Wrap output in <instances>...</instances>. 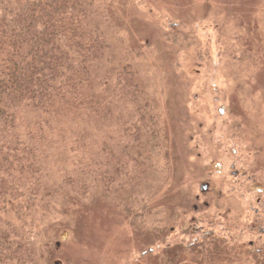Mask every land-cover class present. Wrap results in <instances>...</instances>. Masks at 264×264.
Returning <instances> with one entry per match:
<instances>
[{
    "label": "rangeland",
    "instance_id": "obj_1",
    "mask_svg": "<svg viewBox=\"0 0 264 264\" xmlns=\"http://www.w3.org/2000/svg\"><path fill=\"white\" fill-rule=\"evenodd\" d=\"M101 2L117 64L140 71L165 139L139 176L149 186L127 195L147 192L166 233L147 238L98 187L83 197L66 188L61 147L56 210L40 226L51 264H144L150 248L152 257L180 253L203 235L223 241L210 264H256L248 253L264 248V0Z\"/></svg>",
    "mask_w": 264,
    "mask_h": 264
},
{
    "label": "trees",
    "instance_id": "obj_2",
    "mask_svg": "<svg viewBox=\"0 0 264 264\" xmlns=\"http://www.w3.org/2000/svg\"><path fill=\"white\" fill-rule=\"evenodd\" d=\"M110 22L101 0H0V264H51L40 226L56 210L49 194L61 147L66 188L83 197L98 187L147 238L166 233L147 192L127 195L149 186L139 176L165 139L140 71L117 64ZM222 242L203 235L155 257L150 248L144 264H181L185 255L210 264ZM248 254L264 264V248Z\"/></svg>",
    "mask_w": 264,
    "mask_h": 264
},
{
    "label": "water",
    "instance_id": "obj_3",
    "mask_svg": "<svg viewBox=\"0 0 264 264\" xmlns=\"http://www.w3.org/2000/svg\"><path fill=\"white\" fill-rule=\"evenodd\" d=\"M220 113H222V112H220Z\"/></svg>",
    "mask_w": 264,
    "mask_h": 264
}]
</instances>
